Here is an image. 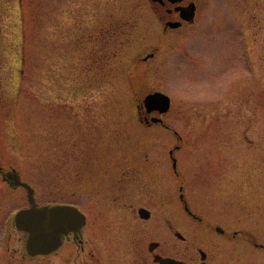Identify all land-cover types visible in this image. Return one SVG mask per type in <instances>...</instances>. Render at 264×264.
<instances>
[{"label": "rangeland", "instance_id": "374dc122", "mask_svg": "<svg viewBox=\"0 0 264 264\" xmlns=\"http://www.w3.org/2000/svg\"><path fill=\"white\" fill-rule=\"evenodd\" d=\"M205 3L187 31L160 36L145 0H0V95L7 105L0 104V117L9 111L0 118V161L34 187L36 201L53 199L41 161L71 155L80 163L89 140L107 154L121 144V154L136 150L143 159H165L162 149L181 144L173 156L194 191L208 165L254 158L244 153L243 131L249 127L248 138L264 144V0ZM158 41L157 55L143 61ZM153 89L171 97L162 118L177 133L139 120L137 104ZM28 204L23 187L0 177V239L7 219ZM13 227L0 264H58L55 255H28Z\"/></svg>", "mask_w": 264, "mask_h": 264}, {"label": "flooded vegetation", "instance_id": "af4514ba", "mask_svg": "<svg viewBox=\"0 0 264 264\" xmlns=\"http://www.w3.org/2000/svg\"><path fill=\"white\" fill-rule=\"evenodd\" d=\"M145 1L160 25V36L187 31L207 2ZM161 45L158 41L141 59H153ZM246 51V67L250 70L252 52ZM119 65L121 75V53ZM228 79L225 81L231 86L235 80ZM230 93L231 90L226 94L228 99ZM223 97L217 100L219 104ZM5 101L0 95L3 108L7 106ZM136 112L145 128L156 124L177 133L168 124L151 122L152 117L166 113L147 112L140 104ZM8 117L6 109L0 118L5 122ZM249 130L247 127L243 131L248 140L244 153L248 151L254 158L244 164L221 159L208 165L203 169L205 181L199 191L191 188L179 160L173 156L181 144L162 149L165 159H143L136 150L121 154V144L107 154L103 144L100 147L89 140L80 163L71 155L68 159L44 158L40 171L45 184H52L48 195L53 199L37 201L38 204L76 207L83 218L76 215L78 221L60 234L57 247L37 256L55 255L58 264H264V144H255L248 138ZM117 135L121 139V132ZM73 144L77 145V141ZM57 145L59 153L61 144ZM0 177L14 186H20L15 179L24 181L12 165L1 161ZM79 183H84L85 191L78 190ZM13 219L14 215L4 223L0 260L10 254ZM16 230L24 235L26 251L27 232Z\"/></svg>", "mask_w": 264, "mask_h": 264}, {"label": "water", "instance_id": "95a60500", "mask_svg": "<svg viewBox=\"0 0 264 264\" xmlns=\"http://www.w3.org/2000/svg\"><path fill=\"white\" fill-rule=\"evenodd\" d=\"M143 105L147 111L157 110L165 112L170 107V98L160 91H153L145 95ZM152 121L162 122L159 117H152ZM16 184H22L28 189L30 206L22 208L15 214V224L19 229L28 232L26 250L30 255L49 253L59 244L60 234L73 227L80 214L73 208L55 204L36 205L32 196V188L26 183L15 179Z\"/></svg>", "mask_w": 264, "mask_h": 264}]
</instances>
